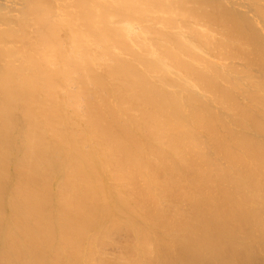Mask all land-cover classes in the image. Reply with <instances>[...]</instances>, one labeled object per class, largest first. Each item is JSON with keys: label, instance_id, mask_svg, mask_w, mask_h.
Here are the masks:
<instances>
[{"label": "bare ground", "instance_id": "bare-ground-1", "mask_svg": "<svg viewBox=\"0 0 264 264\" xmlns=\"http://www.w3.org/2000/svg\"><path fill=\"white\" fill-rule=\"evenodd\" d=\"M0 264H264V0H0Z\"/></svg>", "mask_w": 264, "mask_h": 264}]
</instances>
